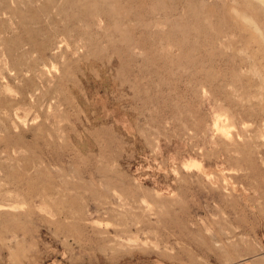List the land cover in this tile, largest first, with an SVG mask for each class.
<instances>
[{
    "label": "rangeland",
    "instance_id": "374dc122",
    "mask_svg": "<svg viewBox=\"0 0 264 264\" xmlns=\"http://www.w3.org/2000/svg\"><path fill=\"white\" fill-rule=\"evenodd\" d=\"M0 264H264V0H0Z\"/></svg>",
    "mask_w": 264,
    "mask_h": 264
},
{
    "label": "bare ground",
    "instance_id": "6f19581e",
    "mask_svg": "<svg viewBox=\"0 0 264 264\" xmlns=\"http://www.w3.org/2000/svg\"><path fill=\"white\" fill-rule=\"evenodd\" d=\"M217 128V127H216ZM220 130V129H219ZM222 133V132H221ZM227 134H229V133H227Z\"/></svg>",
    "mask_w": 264,
    "mask_h": 264
}]
</instances>
